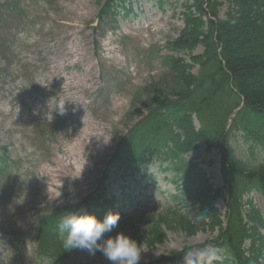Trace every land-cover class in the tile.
Returning a JSON list of instances; mask_svg holds the SVG:
<instances>
[{"label":"rangeland","instance_id":"obj_1","mask_svg":"<svg viewBox=\"0 0 264 264\" xmlns=\"http://www.w3.org/2000/svg\"><path fill=\"white\" fill-rule=\"evenodd\" d=\"M105 1L0 0V147L10 161L0 172V264H52L37 257V219L77 206L97 190L116 144L146 113L152 84L171 81L165 59L183 29L184 0H135L129 14L101 21ZM188 159L222 186L217 152L201 146ZM144 174L136 181L112 176L107 194L129 196L112 212L162 216L175 205L172 176L157 168ZM253 198L264 212V198ZM217 206L224 211L221 201ZM150 218L143 216L139 228L150 231ZM119 232L131 236L129 228ZM166 234L155 246L143 239L138 264L185 247L193 248L188 264H210L221 256L194 248L209 233ZM68 260L109 264L102 254L81 250Z\"/></svg>","mask_w":264,"mask_h":264},{"label":"trees","instance_id":"obj_2","mask_svg":"<svg viewBox=\"0 0 264 264\" xmlns=\"http://www.w3.org/2000/svg\"><path fill=\"white\" fill-rule=\"evenodd\" d=\"M128 1L109 0L100 19L113 17ZM182 8L184 27L169 44L172 56L165 59L171 81L165 87L152 84L149 100L143 103L146 114L122 138L109 165L134 174L147 164H159L172 175L179 191L174 199L185 210L152 216L150 231L131 219L123 225L130 224L139 249L146 236L150 246L163 243L165 229L186 238L217 231L209 244L222 249L225 258L214 264H264V214L249 196H264V0H184ZM200 145L220 155V188L199 164L187 160ZM1 150L4 171L8 158ZM219 200L225 214L216 206ZM113 201L97 194L86 204L102 219L104 206ZM72 212L58 210L39 219L38 254L53 264H67L72 253L63 246L66 231L60 230L63 218ZM190 250L151 264H183Z\"/></svg>","mask_w":264,"mask_h":264},{"label":"clouds","instance_id":"obj_3","mask_svg":"<svg viewBox=\"0 0 264 264\" xmlns=\"http://www.w3.org/2000/svg\"><path fill=\"white\" fill-rule=\"evenodd\" d=\"M119 220V212L110 211L102 219L93 213H72L61 222L66 231L63 246L93 256L99 252L109 264H138L141 256L137 242L124 232L110 235Z\"/></svg>","mask_w":264,"mask_h":264},{"label":"bare ground","instance_id":"obj_4","mask_svg":"<svg viewBox=\"0 0 264 264\" xmlns=\"http://www.w3.org/2000/svg\"><path fill=\"white\" fill-rule=\"evenodd\" d=\"M69 100H72L71 98Z\"/></svg>","mask_w":264,"mask_h":264}]
</instances>
